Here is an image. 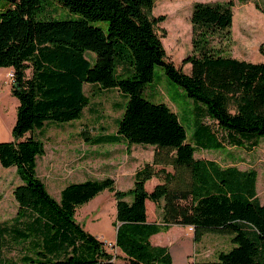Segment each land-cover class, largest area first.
<instances>
[{
	"label": "trees",
	"instance_id": "trees-1",
	"mask_svg": "<svg viewBox=\"0 0 264 264\" xmlns=\"http://www.w3.org/2000/svg\"><path fill=\"white\" fill-rule=\"evenodd\" d=\"M0 1V67L11 68V94L18 101L11 139L0 141V165L15 167L21 181L12 190L14 225L0 222V264H115L106 243L75 218L78 206L104 190L115 199L113 225L119 223L113 247L130 264H172L168 247L154 246L150 238L173 225L193 227L195 242L209 232L231 235L229 251L193 264H264L258 171L196 158L198 146L206 148L211 138L218 147L227 141L254 148L264 136V61L231 55L232 1L194 4V52L184 58L189 71L167 59L156 30L165 16L152 13L156 0H52L77 18L46 15L50 0ZM100 20L108 23L106 30L92 25ZM260 51L264 56V43ZM86 52L95 54L93 62ZM157 65L202 104L193 131L198 146L187 141V129L170 106L143 96ZM84 84L114 88L125 99L114 133L84 139L97 144L124 140L127 148L153 145L154 157L136 169L126 191L116 189L110 177L87 178L67 183L55 198L37 173L45 149L33 133L52 121L81 119L89 104ZM213 126L224 131L223 140ZM154 177L160 183L149 192L145 183ZM146 200L155 203L163 224L147 221ZM8 240L30 243L19 263L4 253Z\"/></svg>",
	"mask_w": 264,
	"mask_h": 264
},
{
	"label": "rangeland",
	"instance_id": "rangeland-1",
	"mask_svg": "<svg viewBox=\"0 0 264 264\" xmlns=\"http://www.w3.org/2000/svg\"><path fill=\"white\" fill-rule=\"evenodd\" d=\"M228 1L234 3L231 55L238 59L263 62L264 56L260 48L264 43V0H156L152 13L155 17L165 16V20L158 24L156 30L162 36L167 59L175 63L177 67L188 71L189 64L184 62V58L194 52L191 22L194 4L196 2ZM2 3L4 2L0 1V4ZM45 14L56 18H77L76 14L69 12L61 4L52 0L45 6ZM107 24L102 20L92 22V25L99 26L103 30L107 29ZM90 54L92 55L91 62H93L95 54L86 52L87 56ZM11 71V68L0 67V96L4 95L8 102L7 106H5V100L0 102V141L11 139L10 130L15 121L18 105L17 99L11 94ZM84 92L89 97V104L84 108L81 119L62 124L52 121L43 130H35L33 133L35 138L43 141L45 149L44 154L38 158V175L46 183L50 194L56 198H59L58 190L65 182L81 180L82 172H95L91 167L82 164V154L86 152L85 148H89L83 142L84 135L96 136L102 133H114L116 121L123 112L125 99L116 89L101 90L94 85L84 84ZM143 96L152 102L166 103L170 106L187 129V141L198 146V140L193 131L196 119L199 117V107L202 104L187 96L183 87L170 79L161 65L155 67L154 79L146 84ZM205 121L213 125L210 118H206ZM213 129L218 132L219 138L223 137L222 129L215 126ZM85 130L87 134L84 133ZM259 141L260 144L254 148L236 147L233 144H228L227 141H225V147H218L211 138L207 145H204L206 148L198 146L196 158L213 159L224 166L236 163L243 170L256 169L259 173L258 196L264 204V136ZM246 142L250 144L249 141ZM133 145L132 154L136 159L133 163H128L130 158L124 157L123 151H119L118 155L114 156L117 157L118 162H123L127 166L125 169L127 176L124 175L123 179L117 180L116 186L119 190L126 191L132 186L133 180L130 171L134 167L153 160L155 150L153 145ZM109 149H111L110 146H105L100 150L107 151ZM158 168L160 166H157ZM52 169H55L54 173L62 179H55ZM167 170L174 171L171 166H168ZM108 172L111 171L108 170ZM0 175L5 179V184L0 186V222L12 226L17 204L12 195L11 185L20 184L21 181L16 174L15 167L4 168L0 165ZM127 180L128 182H126ZM146 186L150 188L151 182ZM125 199L130 202L132 197L127 196ZM151 204L152 201H149V205H147L149 211L146 210L147 216L150 217L152 216ZM115 209V199L112 193L105 190L89 202L78 206L75 218L88 232L101 233L109 237L112 235V229L107 219H114L113 211ZM159 212L155 207L158 218L160 217ZM15 226L22 227L20 224H15ZM178 233L175 231L170 235V237H175V245L172 243L170 245L174 264L178 263L182 250L187 247V239L177 240L176 234ZM204 237L205 251L199 257L203 260H215L219 251H229L233 247L229 234L209 232ZM29 248V241L8 240L4 253L7 259L19 263L20 256ZM108 250L117 259L119 258L117 264H129L126 258L119 254L120 251L116 247H111Z\"/></svg>",
	"mask_w": 264,
	"mask_h": 264
},
{
	"label": "crops",
	"instance_id": "crops-1",
	"mask_svg": "<svg viewBox=\"0 0 264 264\" xmlns=\"http://www.w3.org/2000/svg\"><path fill=\"white\" fill-rule=\"evenodd\" d=\"M190 67H191V65L189 64L188 71L190 70ZM83 142L86 145H88L87 147L92 148V149L85 148L86 152H84V154H82V158H83L82 164H86L87 166L91 167L95 172H89V171L88 172L87 171L82 172V179L81 180L70 181V182L83 181V180H85L87 178L103 179V178H106V177H110V178L114 179L115 188L117 189V186H116L117 180L123 179L124 175L127 176L126 172H125V169H126L127 166L124 165L123 162H118L117 161V157H114V156L118 155L119 151H123V156L126 157V158H130V162H128V163H133L136 160L135 157H133V154H132L134 145H131L130 148H127V145H126L124 140H122L119 143H99V144H97V143H92L91 140L83 139ZM105 146H110L111 149H109L107 151L106 150L105 151H101L100 150L101 147H105ZM129 150H131V151L128 152ZM153 157H154V155H153ZM147 162H152V161H147ZM121 164H123V165H121ZM141 165H138V166L134 167L130 171V176H131L132 180H133V175H134L136 169L138 167H140ZM96 166H98V167H96ZM37 168H38V159H37ZM108 170L111 171V172H108ZM52 171H53V175H54L55 179L56 178H58L59 180L62 179V178H60V176H58L57 174L54 173L55 169H52ZM37 173H38V170H37ZM2 177L3 176L0 175V186H3V184H5V179H3L4 177L3 178ZM126 182H128V180ZM149 182H151L150 188L146 186L147 183H149ZM67 183H69V182H65L59 188V190H58L59 194H60V190ZM159 183H160V179L157 178V177H154L151 180L146 181L145 188H146L147 191L151 192L154 189V187L157 184H159ZM16 185H17L16 183L14 185H11L12 190H13V188ZM132 185H133V182H132ZM130 188H128V189H130ZM149 201H151V200H146V210H147V205H149ZM155 207H156L155 203L152 202V204H151L152 216L150 217V216H147V214H146L147 221H149V222H157L158 224H163V223H161L162 222L161 218L160 217L158 218L157 213H155ZM147 211H149V210H147ZM115 215H116V209L113 211V218L114 219H112V220L107 219L108 220V224L110 225V228L112 229V235L108 237V236H106L104 234H101V233L93 234L96 238H98V239H100V240H102V241H104L106 243H112V242L114 243L115 235H116V228L119 225V223L117 224V226L113 225V222L115 220ZM175 231L179 232L178 234H176L177 240L180 241L182 239H187L186 240L187 241V247L182 250V255H181V257H180V259H179L177 264H193L195 261H204L203 259H201L199 257L201 255H203V252L205 251V245H204L203 242L205 240L204 236L207 233L203 236V238H202V240L200 242H195L194 241V230L191 229V226L173 225L167 231H161V232H159L157 234L152 235L151 238H150V241H151V243L154 246L168 247V249L170 251L171 243H172V245H175V243H174L175 237H170V235L173 232H175ZM117 250L120 251L119 248H117ZM170 253H171V251H170ZM119 254L121 256L125 257L124 253H122L121 251H120ZM118 259L117 258L114 259L115 264H117V260ZM172 259H173L172 264H174L173 255H172Z\"/></svg>",
	"mask_w": 264,
	"mask_h": 264
},
{
	"label": "bare ground",
	"instance_id": "bare-ground-1",
	"mask_svg": "<svg viewBox=\"0 0 264 264\" xmlns=\"http://www.w3.org/2000/svg\"><path fill=\"white\" fill-rule=\"evenodd\" d=\"M1 100H5V106H7L8 105V102H7V98L4 96V95H2V96H0V102H1Z\"/></svg>",
	"mask_w": 264,
	"mask_h": 264
},
{
	"label": "built area",
	"instance_id": "built-area-1",
	"mask_svg": "<svg viewBox=\"0 0 264 264\" xmlns=\"http://www.w3.org/2000/svg\"><path fill=\"white\" fill-rule=\"evenodd\" d=\"M11 76H12V73H11ZM191 229H193V227H191ZM193 230H194V229H193ZM105 243H106V242H105ZM113 244H114V243H106V245H107V249L113 247ZM108 247H109V248H108Z\"/></svg>",
	"mask_w": 264,
	"mask_h": 264
}]
</instances>
